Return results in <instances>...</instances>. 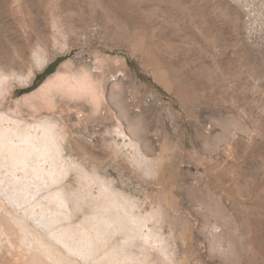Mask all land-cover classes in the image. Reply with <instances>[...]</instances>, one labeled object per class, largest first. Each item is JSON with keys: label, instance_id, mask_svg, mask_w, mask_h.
Masks as SVG:
<instances>
[{"label": "rangeland", "instance_id": "374dc122", "mask_svg": "<svg viewBox=\"0 0 264 264\" xmlns=\"http://www.w3.org/2000/svg\"><path fill=\"white\" fill-rule=\"evenodd\" d=\"M61 68L101 83L112 114L42 99ZM0 110L54 116L64 156L150 214L176 264H264V0H0Z\"/></svg>", "mask_w": 264, "mask_h": 264}, {"label": "bare ground", "instance_id": "6f19581e", "mask_svg": "<svg viewBox=\"0 0 264 264\" xmlns=\"http://www.w3.org/2000/svg\"><path fill=\"white\" fill-rule=\"evenodd\" d=\"M104 93L84 69L61 68L40 89L42 99L55 107L62 102L64 108L77 107L85 100L88 106L77 109L83 115L87 106L89 121L102 118V105L112 114V94L104 99ZM60 127L52 115L28 121L0 110V264H176L166 237L148 224L150 214L64 156ZM115 133L118 149L141 163L135 140ZM75 168L78 184L72 187L67 176ZM149 251L160 263L150 260Z\"/></svg>", "mask_w": 264, "mask_h": 264}, {"label": "trees", "instance_id": "16d2710c", "mask_svg": "<svg viewBox=\"0 0 264 264\" xmlns=\"http://www.w3.org/2000/svg\"><path fill=\"white\" fill-rule=\"evenodd\" d=\"M58 61V60H57ZM49 66L45 69L44 73H47L49 71Z\"/></svg>", "mask_w": 264, "mask_h": 264}]
</instances>
